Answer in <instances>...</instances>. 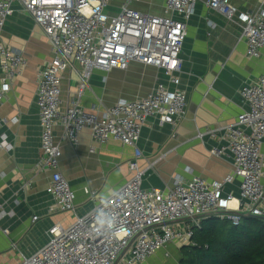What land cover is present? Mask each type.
<instances>
[{
	"label": "built area",
	"instance_id": "2783aa9c",
	"mask_svg": "<svg viewBox=\"0 0 264 264\" xmlns=\"http://www.w3.org/2000/svg\"><path fill=\"white\" fill-rule=\"evenodd\" d=\"M142 1L0 0V32L13 3L18 2L49 40L52 56L37 71V166L51 171L46 187L53 198L50 213L74 215L67 225H52L47 241L30 255H21L17 264H140L159 250L167 256L172 243L193 244V228L207 215L237 224L247 213L264 224V74L238 90L245 107L236 119L208 130L211 135L221 131L225 144L209 152L231 159L230 173L220 179L175 175L164 189L142 187L144 168L137 142L147 118L175 126L185 114L180 52L196 0H163L160 13L138 9L135 4ZM110 5L115 10L107 12ZM206 5L241 25L240 39L245 40L249 58L261 55L264 0L250 11L240 10L231 0H206ZM26 61L21 48L6 45L0 38V102L23 73ZM131 62L162 70L165 82L157 80L144 96L121 99L104 110L82 106L94 69L125 70ZM69 70L76 72L75 90L63 105L62 81ZM57 127L62 130L61 141L77 144L80 132L88 129L98 144L114 139L133 150L125 182L105 195L84 187L92 207L83 215L75 214V192L59 170L62 145L55 134ZM0 147L10 149L11 145L2 139ZM234 180L239 181L238 197L223 195L225 183ZM232 200L237 207L232 208ZM36 220L34 215L32 221Z\"/></svg>",
	"mask_w": 264,
	"mask_h": 264
},
{
	"label": "crops",
	"instance_id": "0c3cea01",
	"mask_svg": "<svg viewBox=\"0 0 264 264\" xmlns=\"http://www.w3.org/2000/svg\"><path fill=\"white\" fill-rule=\"evenodd\" d=\"M231 1L242 11L254 10L259 5V0ZM114 6L107 7V12ZM135 6L160 13L163 0H143ZM12 9L0 38L6 45L21 48L27 61L23 73L14 79L10 92L0 102V141L5 139L11 145L10 149L0 147V255L15 252L35 225H46V231L55 223L67 225L74 216L50 213L53 198L46 187L51 171L37 166L40 155L37 71L51 58V46L18 2L13 3ZM240 35L239 23L207 7L206 0H196L194 12L186 22L180 52L179 77L186 96L185 114L175 126L160 125L156 118H147L137 142L142 152L139 163L144 168L142 187L164 189L175 175L220 179L231 172V159L209 152L211 147L225 144L221 131L211 135L208 130L234 121L245 107L238 90L264 74V51L258 58H249ZM75 73L69 70L64 75L63 105L74 95ZM157 80L165 82L162 70L138 62H131L125 70L94 69L81 104L86 109L95 106L104 110L121 99L144 96ZM61 133L57 127L55 134L59 141ZM78 139L77 144L61 141L59 170L75 192V214L83 215L92 207L84 187L105 195L125 182L130 177L128 162L133 159V150L114 139L98 144L88 129L80 132ZM90 148L94 150L89 151ZM238 185V180L225 183L223 195L231 193L237 198ZM231 206L237 207L236 200L231 201ZM34 215L38 217L35 225ZM65 217L70 219L68 223L63 222ZM172 246L173 243L168 249ZM37 249L21 255H30ZM14 257L9 256L8 260Z\"/></svg>",
	"mask_w": 264,
	"mask_h": 264
},
{
	"label": "trees",
	"instance_id": "16d2710c",
	"mask_svg": "<svg viewBox=\"0 0 264 264\" xmlns=\"http://www.w3.org/2000/svg\"><path fill=\"white\" fill-rule=\"evenodd\" d=\"M190 244L180 248L179 264H264V224L242 215L230 219L207 215L194 226Z\"/></svg>",
	"mask_w": 264,
	"mask_h": 264
},
{
	"label": "rangeland",
	"instance_id": "374dc122",
	"mask_svg": "<svg viewBox=\"0 0 264 264\" xmlns=\"http://www.w3.org/2000/svg\"><path fill=\"white\" fill-rule=\"evenodd\" d=\"M115 10V9H113ZM198 133L201 131L197 130ZM63 222L68 223L70 219H62ZM38 222V221H37ZM34 222V225L35 223ZM40 223V222H39ZM46 225L38 224L31 228L28 234H26L24 241L18 246L14 251L0 255V264H17L20 260L21 252L27 254V251L37 249L38 246L43 245L46 242L47 230L45 231ZM183 244L174 243L171 248L168 249L169 253L167 256L164 255L163 251H157L155 254L151 255L144 263L140 264H179L178 258L180 256V248ZM14 257L8 260V257ZM8 260V262H7Z\"/></svg>",
	"mask_w": 264,
	"mask_h": 264
},
{
	"label": "water",
	"instance_id": "95a60500",
	"mask_svg": "<svg viewBox=\"0 0 264 264\" xmlns=\"http://www.w3.org/2000/svg\"><path fill=\"white\" fill-rule=\"evenodd\" d=\"M248 216H251V217H253L252 215H250V214H248Z\"/></svg>",
	"mask_w": 264,
	"mask_h": 264
},
{
	"label": "bare ground",
	"instance_id": "6f19581e",
	"mask_svg": "<svg viewBox=\"0 0 264 264\" xmlns=\"http://www.w3.org/2000/svg\"><path fill=\"white\" fill-rule=\"evenodd\" d=\"M199 135V134H198Z\"/></svg>",
	"mask_w": 264,
	"mask_h": 264
}]
</instances>
